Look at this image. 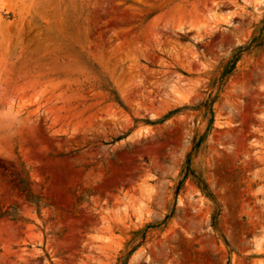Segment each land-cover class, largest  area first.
Wrapping results in <instances>:
<instances>
[{"label":"rangeland","instance_id":"1","mask_svg":"<svg viewBox=\"0 0 264 264\" xmlns=\"http://www.w3.org/2000/svg\"><path fill=\"white\" fill-rule=\"evenodd\" d=\"M0 0V264H264V0Z\"/></svg>","mask_w":264,"mask_h":264},{"label":"bare ground","instance_id":"2","mask_svg":"<svg viewBox=\"0 0 264 264\" xmlns=\"http://www.w3.org/2000/svg\"><path fill=\"white\" fill-rule=\"evenodd\" d=\"M253 1H254V3H255V6L259 5V2H260V1H258V0H253Z\"/></svg>","mask_w":264,"mask_h":264}]
</instances>
